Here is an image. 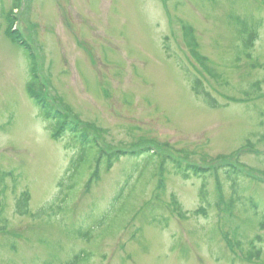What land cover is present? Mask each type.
I'll return each mask as SVG.
<instances>
[{
	"label": "rangeland",
	"instance_id": "1",
	"mask_svg": "<svg viewBox=\"0 0 264 264\" xmlns=\"http://www.w3.org/2000/svg\"><path fill=\"white\" fill-rule=\"evenodd\" d=\"M0 264H264V0H0Z\"/></svg>",
	"mask_w": 264,
	"mask_h": 264
},
{
	"label": "trees",
	"instance_id": "2",
	"mask_svg": "<svg viewBox=\"0 0 264 264\" xmlns=\"http://www.w3.org/2000/svg\"><path fill=\"white\" fill-rule=\"evenodd\" d=\"M250 36L257 38V29L252 30V33ZM17 41L21 42V38H20V36L18 37V33H17ZM21 43H22V45L24 44V42H21ZM26 46L28 47V44ZM189 46L190 47L193 46L191 44V42H189ZM27 49L30 51L29 48H27ZM192 49H193V47H192ZM192 51H193L192 55L197 60H199V62L203 66H205V63L207 62L206 59L204 57L202 58L199 55H197L195 53V50H192ZM30 57H31V60L34 61L33 55H30ZM33 72H34V70L32 71L31 81L28 83L27 92L29 93V96L31 97V99L33 100L35 105H37V107H39L41 109L40 111L43 114V117H45L47 120L57 122L56 125L53 126L55 138H59V137H62L64 135L69 136V138H71V141L74 145V148L79 150V154L84 153L83 155H85V157H89L88 151L91 150V154H93L92 156L93 157L96 156L95 158L98 159V162H99L98 164H102V165L108 164L109 166H112L117 159H120V158L126 156V154H124V153H115V155L109 156L106 152L100 151L101 149L98 147L96 138L93 136V134H91L90 130H88L87 127H83V125H80L79 122H77L78 125H77V123H74V120L71 118V116L68 117L66 115L65 116L62 115V113H60L56 109V107L53 105V103L51 101H49V99H46L43 96L46 93L44 86L39 85V78L37 77L36 74H33ZM192 89H193L194 94L197 97H201L202 99H204L205 103L207 105H209L210 108H214V109L219 108V105H218V102L216 101V99H213L211 96V93H209L207 88H205L203 79L193 77ZM138 152L139 153H136V154L135 153H129L128 155L133 159V158H137L136 156L140 155L141 153H147V152L149 153L150 151H147V152L146 151H138ZM102 158H103V160H102ZM156 158H157V156L150 155L148 157V159H150L149 163L152 164ZM77 163L78 162L72 163V168H71V171H75V174L77 173V171H79L78 169H81L83 167V166H81V164H79V163L77 164ZM146 167L147 168L145 169V171L142 173L141 176H143L144 174H148V171L150 170V166L148 165ZM231 168L232 169L226 170L225 174L227 175L229 181L233 185L234 195L238 196L239 195L238 180H240V178L244 174L238 172L237 168L236 169L234 167H231ZM96 170L97 171L91 176V179L89 180V186L87 185L86 190H89L91 185L95 181H98L97 179L100 177V170H101L100 165L97 166ZM210 171H211L210 168H206V169L201 170V173H202V175L203 174H209ZM177 172L179 175H182L183 177H187L188 174H186V172H189V171L186 169V167L180 166V168H177ZM197 173H199V171ZM74 176L75 175H73V177ZM73 177H71V178H73ZM70 182H72V180H70ZM63 189L64 190L67 189L66 183L63 184ZM204 196L205 195H204V190H203L202 197H204ZM236 201H231L230 205L231 204L235 205ZM250 204H251V206H255L256 203H253V201H252ZM251 208L253 209V207H251ZM201 210L203 211V209H201ZM256 212H257V210H256Z\"/></svg>",
	"mask_w": 264,
	"mask_h": 264
}]
</instances>
